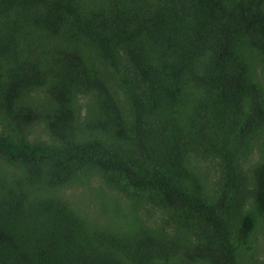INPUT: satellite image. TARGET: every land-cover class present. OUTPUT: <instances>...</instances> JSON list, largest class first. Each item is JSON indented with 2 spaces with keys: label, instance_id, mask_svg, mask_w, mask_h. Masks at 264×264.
Listing matches in <instances>:
<instances>
[{
  "label": "trees",
  "instance_id": "trees-1",
  "mask_svg": "<svg viewBox=\"0 0 264 264\" xmlns=\"http://www.w3.org/2000/svg\"><path fill=\"white\" fill-rule=\"evenodd\" d=\"M0 264H264V0H0Z\"/></svg>",
  "mask_w": 264,
  "mask_h": 264
},
{
  "label": "rangeland",
  "instance_id": "rangeland-1",
  "mask_svg": "<svg viewBox=\"0 0 264 264\" xmlns=\"http://www.w3.org/2000/svg\"><path fill=\"white\" fill-rule=\"evenodd\" d=\"M72 192H79V190L78 189H74V191H72Z\"/></svg>",
  "mask_w": 264,
  "mask_h": 264
}]
</instances>
